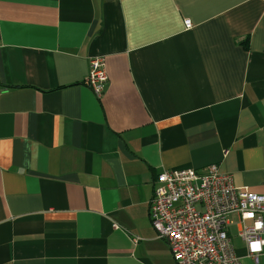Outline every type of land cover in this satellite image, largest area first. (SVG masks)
Instances as JSON below:
<instances>
[{"label": "crops", "instance_id": "0c3cea01", "mask_svg": "<svg viewBox=\"0 0 264 264\" xmlns=\"http://www.w3.org/2000/svg\"><path fill=\"white\" fill-rule=\"evenodd\" d=\"M210 164L264 194V0H0V264H175L156 176Z\"/></svg>", "mask_w": 264, "mask_h": 264}, {"label": "built area", "instance_id": "2783aa9c", "mask_svg": "<svg viewBox=\"0 0 264 264\" xmlns=\"http://www.w3.org/2000/svg\"><path fill=\"white\" fill-rule=\"evenodd\" d=\"M184 24L192 26L187 19ZM106 80L103 57L90 58L85 81L95 95L101 94ZM148 213L175 264H242L232 240L233 226L246 256L264 263V194L236 186L217 164L202 171L163 170L156 176Z\"/></svg>", "mask_w": 264, "mask_h": 264}, {"label": "rangeland", "instance_id": "374dc122", "mask_svg": "<svg viewBox=\"0 0 264 264\" xmlns=\"http://www.w3.org/2000/svg\"><path fill=\"white\" fill-rule=\"evenodd\" d=\"M235 228H236L235 226H233L231 228L232 240H233L234 245L241 246L242 242H241L240 238L236 235Z\"/></svg>", "mask_w": 264, "mask_h": 264}]
</instances>
